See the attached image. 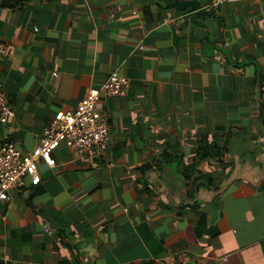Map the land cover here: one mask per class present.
Wrapping results in <instances>:
<instances>
[{
  "label": "crops",
  "instance_id": "crops-1",
  "mask_svg": "<svg viewBox=\"0 0 264 264\" xmlns=\"http://www.w3.org/2000/svg\"><path fill=\"white\" fill-rule=\"evenodd\" d=\"M195 1L0 0V144L128 80L98 156L0 200V264H264V0Z\"/></svg>",
  "mask_w": 264,
  "mask_h": 264
},
{
  "label": "built area",
  "instance_id": "built-area-1",
  "mask_svg": "<svg viewBox=\"0 0 264 264\" xmlns=\"http://www.w3.org/2000/svg\"><path fill=\"white\" fill-rule=\"evenodd\" d=\"M222 1L225 0H213L215 3ZM0 53H3L1 45ZM127 86V78L113 70L99 87L88 89L73 109L48 119L30 151L23 153L11 139L3 141L0 144V200L9 198L7 191L10 187L20 189L27 183H37L40 179L39 162L53 166L52 152L60 142L79 156L86 155L90 159L98 156L105 148L109 128L97 101L102 95H125ZM13 115V108L0 90V121L5 122ZM178 257L183 260L186 254L182 252Z\"/></svg>",
  "mask_w": 264,
  "mask_h": 264
},
{
  "label": "water",
  "instance_id": "water-1",
  "mask_svg": "<svg viewBox=\"0 0 264 264\" xmlns=\"http://www.w3.org/2000/svg\"><path fill=\"white\" fill-rule=\"evenodd\" d=\"M196 1L195 0H169L170 4H174L180 8L185 7V6H193L195 5ZM217 35H220V31H219V26H218V30H217Z\"/></svg>",
  "mask_w": 264,
  "mask_h": 264
},
{
  "label": "trees",
  "instance_id": "trees-1",
  "mask_svg": "<svg viewBox=\"0 0 264 264\" xmlns=\"http://www.w3.org/2000/svg\"><path fill=\"white\" fill-rule=\"evenodd\" d=\"M260 113H261V116H262V120L264 121V106L260 107Z\"/></svg>",
  "mask_w": 264,
  "mask_h": 264
}]
</instances>
